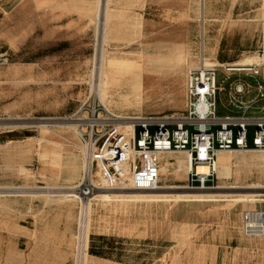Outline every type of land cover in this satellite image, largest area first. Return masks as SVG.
Segmentation results:
<instances>
[{"label":"rangeland","instance_id":"1","mask_svg":"<svg viewBox=\"0 0 264 264\" xmlns=\"http://www.w3.org/2000/svg\"><path fill=\"white\" fill-rule=\"evenodd\" d=\"M202 54L264 63V0H0V264H264V237L243 232L245 211L264 210V151L224 152L205 200L186 196L184 153L165 155L159 189L112 190L64 119L86 102L181 112ZM262 67L221 71L220 114L245 110L237 83L264 113ZM88 175L100 187L85 193Z\"/></svg>","mask_w":264,"mask_h":264},{"label":"built area","instance_id":"2","mask_svg":"<svg viewBox=\"0 0 264 264\" xmlns=\"http://www.w3.org/2000/svg\"><path fill=\"white\" fill-rule=\"evenodd\" d=\"M202 54L201 64L191 68L186 85V108L181 112L128 115L115 113L104 103L87 102L64 119L71 123L82 143L93 152L94 167L108 189L157 190L160 188L165 155L184 153L190 158L188 188L208 190L218 186L219 156L222 152L264 151V113L250 114L249 102L243 101L250 85L230 87L232 103L244 107L240 113H219L218 98L226 90L224 82L230 71H243L258 77L260 65L231 66L210 62ZM262 66V65H261ZM263 78H264V67ZM224 71L226 79L221 81ZM264 99V85H257ZM250 129H254L250 141ZM205 165L208 172L199 173ZM89 176V177H88ZM85 193L99 188L90 175ZM243 232L251 238L264 237V210L250 209L243 216Z\"/></svg>","mask_w":264,"mask_h":264},{"label":"bare ground","instance_id":"3","mask_svg":"<svg viewBox=\"0 0 264 264\" xmlns=\"http://www.w3.org/2000/svg\"><path fill=\"white\" fill-rule=\"evenodd\" d=\"M100 14V13H99ZM257 65H264V63L261 61V60H259L258 61V63H257ZM113 68V67H112ZM120 68H123V67H120ZM126 68H128V67H126ZM124 70V69H123ZM107 74H108V72H107ZM120 74V73H119ZM122 75V74H121ZM107 76V75H106ZM122 77V76H121ZM118 80H120V79H118ZM121 81V80H120ZM224 152H222L221 154H220V158H219V164L221 165V168H220V165H219V169H220V172H221V174H222V165L225 163V162H227L228 160H230L229 158H230V156H228V155H225V154H223ZM180 163L183 165V166H185L186 168H187V170L189 171L190 169H191V162H190V158L189 157H187L186 156V158L184 159H182L181 161H180ZM197 171L199 172V173H206V172H208V167H206L205 165H199L198 167H197ZM103 183H104V181H103ZM102 183V184H103ZM101 184V185H102ZM140 191H153V190H140ZM189 191H192V192H197V193H188V194H186V196H188V197H191V198H193L194 200H205L206 199V196L204 195V194H198V193H206L207 191H204V190H189ZM208 193V192H207ZM75 197H78L76 194H73Z\"/></svg>","mask_w":264,"mask_h":264},{"label":"trees","instance_id":"4","mask_svg":"<svg viewBox=\"0 0 264 264\" xmlns=\"http://www.w3.org/2000/svg\"><path fill=\"white\" fill-rule=\"evenodd\" d=\"M100 239L106 240V238L104 236H101ZM107 240H109L112 243V240L111 239H107ZM91 253L92 254H95V255H98V256H104V257H106L105 251L103 249H101V250L100 249L95 250L93 244H92ZM114 259L117 260V261H120V262H123L124 261V259H122V257H114Z\"/></svg>","mask_w":264,"mask_h":264},{"label":"crops","instance_id":"5","mask_svg":"<svg viewBox=\"0 0 264 264\" xmlns=\"http://www.w3.org/2000/svg\"><path fill=\"white\" fill-rule=\"evenodd\" d=\"M250 64H253V63H250ZM243 65H249V64H243ZM220 158V157H219ZM9 186V185H8Z\"/></svg>","mask_w":264,"mask_h":264}]
</instances>
